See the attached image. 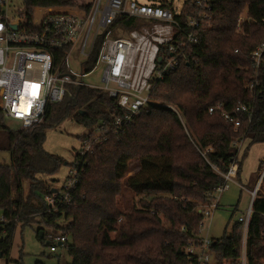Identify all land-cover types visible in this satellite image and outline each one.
Segmentation results:
<instances>
[{
	"label": "trees",
	"instance_id": "16d2710c",
	"mask_svg": "<svg viewBox=\"0 0 264 264\" xmlns=\"http://www.w3.org/2000/svg\"><path fill=\"white\" fill-rule=\"evenodd\" d=\"M22 1L29 20L36 6L78 4L77 0ZM211 4L213 23L200 30V44L189 45L188 60L156 82L152 97L159 104L125 124L119 134L108 132L107 138H99L94 131L105 120L112 124L114 115L123 112L117 100L99 88L71 85V92L62 102L52 103L40 123L18 131L5 124L0 110V130L9 136V145L0 148L9 149L12 157L9 163L0 162V208L6 220L0 218L3 255H9L19 223L40 222L44 226L39 236L46 227L67 235L69 264L192 261L188 247L200 244L205 218L201 208L214 199L212 192L223 181L216 169L226 172L237 162L240 178L243 158L236 140H247L243 155L251 145L264 142V78L251 90L245 87L255 78L251 51L264 39V0H211ZM197 11L192 0H186L184 21ZM242 14L251 20L239 28ZM127 23L141 24L135 19ZM101 39L87 62L89 69L97 63ZM218 102L227 108L251 105L252 122L236 129L219 111L209 112ZM68 117L88 127L83 143L95 132L92 152L82 155L79 148L70 163L45 148L48 129ZM64 164L79 169L73 200L50 208L46 197L54 188L62 189L57 173ZM133 166L137 169L129 175ZM263 170L264 159L258 178ZM262 185L252 204L248 264H264ZM36 215L40 219L31 217ZM231 229L230 234L213 237L211 264H241L242 222L236 221ZM41 238H47L45 233Z\"/></svg>",
	"mask_w": 264,
	"mask_h": 264
},
{
	"label": "built area",
	"instance_id": "2783aa9c",
	"mask_svg": "<svg viewBox=\"0 0 264 264\" xmlns=\"http://www.w3.org/2000/svg\"><path fill=\"white\" fill-rule=\"evenodd\" d=\"M174 1L154 4L138 0H91L69 6H36L29 20L22 0H0V110L6 117L20 120L22 126L31 127L44 119L52 103L65 99L71 85L99 88L116 99L123 112L114 115L112 124L105 120L94 131L99 133V138H107L108 132L119 134L125 124L159 104L152 97L156 82L188 60V46L200 44V30L213 23L211 0H192L198 11L190 14L186 22L183 19L186 1L182 6H176ZM132 19L141 24L127 23ZM247 20L251 17L242 14L238 27ZM101 36L95 67L104 64V85L97 87L87 84L83 76L95 68L89 69L87 62ZM72 59L84 72L78 74L68 69ZM251 68L255 78L246 84L249 90L264 78V39L251 51ZM216 111L233 122L236 129L253 120V107L246 103L227 108L218 102L209 107L210 113ZM245 140H236V144L241 148ZM79 151L82 155L92 152L90 140ZM216 170L223 181L212 192L214 199L202 206L205 216L219 207L220 195L231 183L240 184L237 162L226 172ZM262 174L257 188L250 190L252 204L263 183L264 170ZM79 176L78 167L69 166L62 189L46 197L50 208H55L57 203L72 202ZM251 213L252 205L246 215L239 217L243 224L241 264H248ZM1 221H6L3 216ZM51 230L44 233L51 239L50 249L54 252L57 245H66L68 237ZM199 236L200 244L192 242L188 247L192 258L189 264H211L213 237H202L200 232Z\"/></svg>",
	"mask_w": 264,
	"mask_h": 264
},
{
	"label": "rangeland",
	"instance_id": "374dc122",
	"mask_svg": "<svg viewBox=\"0 0 264 264\" xmlns=\"http://www.w3.org/2000/svg\"><path fill=\"white\" fill-rule=\"evenodd\" d=\"M91 0H77L79 4H87ZM140 2L159 4L165 0H138ZM186 0H175L176 6H182ZM116 36L117 34H112ZM77 58V55L74 56ZM73 73L81 74L84 68L77 64L72 59L71 65L67 66ZM104 64L99 63L91 73L83 76V80L87 84L101 87L104 85L102 81V73ZM5 124L12 130L18 131L23 128L22 122L18 119L6 117ZM88 132V127L77 122L72 117L65 119L60 125L55 128H50L47 131L45 148L47 151L62 155L66 161L73 162L76 151L83 143L82 136ZM95 132L92 133V138ZM247 140L240 149V157L243 158V167L239 178L240 184L231 183L230 187L220 195L219 207L216 208L210 216H205L200 229L202 237H221L225 233L230 234L232 225L239 220L240 216L246 215L251 205L252 194L250 190H254L257 181L259 180L258 169L261 161L264 159V142H259L251 145L245 155L243 152L246 148ZM9 145V136L4 130H0V146ZM11 152L9 149L0 148V162H11ZM136 167H132L128 174L136 171ZM69 173V165L64 164L57 173L59 184L63 183ZM261 176V175H260ZM28 181L25 180V186ZM58 184V183H57ZM58 184V185H59ZM264 191V182L262 185ZM124 192L127 196H132V191L125 188ZM134 195V194H133ZM140 196L136 197L138 201ZM3 216V210L0 208V218ZM35 219H40L39 215L31 216ZM40 222L23 225L19 223L14 233L13 244L9 255H0V264H36L37 261H44L46 264H69L72 261L70 254L65 245H57L56 251H51L47 237L43 240L39 236V229L43 227ZM46 231H52L46 227ZM60 232V231H58ZM57 234V232L55 233ZM211 260H214V255H211Z\"/></svg>",
	"mask_w": 264,
	"mask_h": 264
},
{
	"label": "water",
	"instance_id": "95a60500",
	"mask_svg": "<svg viewBox=\"0 0 264 264\" xmlns=\"http://www.w3.org/2000/svg\"><path fill=\"white\" fill-rule=\"evenodd\" d=\"M262 175H263V174H262ZM262 175H261V178L263 177ZM261 178H260V179H261ZM256 188H257V186H256ZM256 188H255V189H256ZM56 190H57V189L54 188L52 191L55 192ZM251 205H252V203H251ZM251 205H250V206H251ZM40 236H41V237L44 236V230H41V231H40ZM0 255H3V252H2V251H0Z\"/></svg>",
	"mask_w": 264,
	"mask_h": 264
},
{
	"label": "crops",
	"instance_id": "0c3cea01",
	"mask_svg": "<svg viewBox=\"0 0 264 264\" xmlns=\"http://www.w3.org/2000/svg\"><path fill=\"white\" fill-rule=\"evenodd\" d=\"M251 202H252V200H251Z\"/></svg>",
	"mask_w": 264,
	"mask_h": 264
}]
</instances>
